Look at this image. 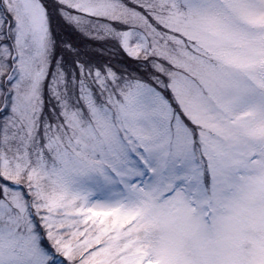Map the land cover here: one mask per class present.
<instances>
[{"label":"snow or ice","instance_id":"1","mask_svg":"<svg viewBox=\"0 0 264 264\" xmlns=\"http://www.w3.org/2000/svg\"><path fill=\"white\" fill-rule=\"evenodd\" d=\"M0 264H264V0H0Z\"/></svg>","mask_w":264,"mask_h":264}]
</instances>
